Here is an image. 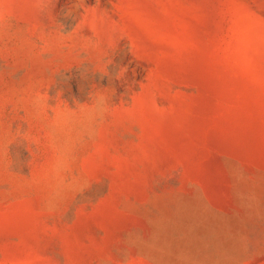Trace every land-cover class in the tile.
Listing matches in <instances>:
<instances>
[{
	"label": "rangeland",
	"instance_id": "rangeland-1",
	"mask_svg": "<svg viewBox=\"0 0 264 264\" xmlns=\"http://www.w3.org/2000/svg\"><path fill=\"white\" fill-rule=\"evenodd\" d=\"M0 264H264V0H0Z\"/></svg>",
	"mask_w": 264,
	"mask_h": 264
}]
</instances>
